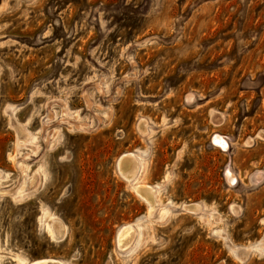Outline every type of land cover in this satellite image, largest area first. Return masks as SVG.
Returning <instances> with one entry per match:
<instances>
[{
  "label": "rangeland",
  "instance_id": "1",
  "mask_svg": "<svg viewBox=\"0 0 264 264\" xmlns=\"http://www.w3.org/2000/svg\"><path fill=\"white\" fill-rule=\"evenodd\" d=\"M49 261L264 264V0H0V264Z\"/></svg>",
  "mask_w": 264,
  "mask_h": 264
},
{
  "label": "bare ground",
  "instance_id": "2",
  "mask_svg": "<svg viewBox=\"0 0 264 264\" xmlns=\"http://www.w3.org/2000/svg\"><path fill=\"white\" fill-rule=\"evenodd\" d=\"M141 127H142V123H141ZM212 141L215 145L221 147L222 149H225V147L227 146L226 142L223 139H221V137H219V136L215 135L213 137ZM137 167L138 166L136 163V159L132 153H124L118 159L119 172H120L121 176L129 182L134 179V175L137 171ZM224 173H225L228 181L233 184L235 182V178L231 175L230 171L228 169H226ZM132 187L133 188L135 187L137 192L144 198V200H146L148 202H150V201L152 202L154 196L152 195V190H149L148 188H146L147 186L135 183V184H132ZM185 209L196 210L197 205L196 204H188V205H185ZM130 233L131 232H130L129 225H125L121 229V231L119 232L118 243L119 244L122 243V245H124V243H126V241L129 239ZM46 264H61V263L59 261H49Z\"/></svg>",
  "mask_w": 264,
  "mask_h": 264
}]
</instances>
